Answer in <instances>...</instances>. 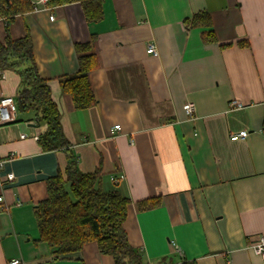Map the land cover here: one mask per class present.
Returning <instances> with one entry per match:
<instances>
[{
	"label": "crops",
	"instance_id": "0c3cea01",
	"mask_svg": "<svg viewBox=\"0 0 264 264\" xmlns=\"http://www.w3.org/2000/svg\"><path fill=\"white\" fill-rule=\"evenodd\" d=\"M32 2L11 36L30 32L69 147L41 148L47 124L33 110L0 127V264H114L96 242L55 254L39 239L36 206L47 180L66 176L69 151L80 171L98 172L104 190L130 198L123 225L145 264H264L249 246L264 237V0H105L98 22L78 2ZM199 12L211 26L187 24ZM5 26L0 19V42ZM210 30L217 41L204 40ZM150 42L157 54L147 52ZM77 43L98 59L89 72L96 101L86 109L60 85L79 69ZM19 83L15 70L0 68V97H16ZM233 100L242 106L231 108ZM242 130L246 137H231ZM10 171L15 179L6 181ZM151 197L159 204L140 209Z\"/></svg>",
	"mask_w": 264,
	"mask_h": 264
},
{
	"label": "trees",
	"instance_id": "16d2710c",
	"mask_svg": "<svg viewBox=\"0 0 264 264\" xmlns=\"http://www.w3.org/2000/svg\"><path fill=\"white\" fill-rule=\"evenodd\" d=\"M105 0H47L49 6L78 2L88 22L103 18ZM32 0H0V19L6 21V37L0 42V68L15 70L20 76L16 93L18 110L35 112L37 123H46L47 130L38 138L43 150L69 147L61 123V113L52 98L48 80L38 71L33 42L27 30L24 36L13 38L10 26L19 15L35 9ZM190 26H211L209 13L199 12L186 21ZM206 42H215L213 31L204 33ZM248 46L249 42H239ZM79 69L60 77L63 92L71 95L76 109L92 106L96 99L89 80V72L98 66L95 53L88 44H76ZM264 133V118L262 124ZM69 151V150H68ZM66 176L58 172L47 180V197L36 206L40 241L46 242L55 254L78 251L88 242H96L99 250L110 254L114 264H145L140 249L127 239L124 221L127 217L128 196L118 189L104 190L98 172H82L76 158L68 153ZM160 199L151 197L138 202L140 209L158 205ZM159 264H197L195 260L162 259Z\"/></svg>",
	"mask_w": 264,
	"mask_h": 264
},
{
	"label": "built area",
	"instance_id": "2783aa9c",
	"mask_svg": "<svg viewBox=\"0 0 264 264\" xmlns=\"http://www.w3.org/2000/svg\"><path fill=\"white\" fill-rule=\"evenodd\" d=\"M36 3L42 4L48 9L51 8V6L48 5L47 0H36ZM50 18L53 19L54 15L51 14ZM147 52L152 53V54H157V48L153 42H150L147 45ZM230 106L231 108H238L242 106V103L238 100H233L231 101ZM183 109L188 115H193L195 112L196 106L193 102H186L183 105ZM17 112H18V105H17L16 98L14 96L7 95V96L0 97V127H2L3 125L9 122L14 121L16 119ZM120 128L121 127L119 124H116L113 126V129L115 130H119ZM247 135H248V131L246 130H242L238 133H231V137L234 139L239 138V137L244 138ZM20 137L26 138V134L21 133ZM10 157H13V155H11ZM4 162L5 160H0V167L4 165ZM119 178H124V175L123 174L120 175ZM119 178L112 177V180L117 182ZM13 179H15V174L11 171L8 172L6 175V181H11ZM2 200H3V197L0 196V201ZM249 246L252 248L253 252L256 255L264 256V237L263 236H259L257 239L252 241L249 244ZM177 250L181 253V250L179 248ZM11 264H21V261L19 259H12Z\"/></svg>",
	"mask_w": 264,
	"mask_h": 264
}]
</instances>
